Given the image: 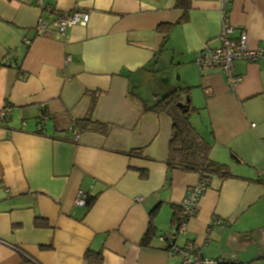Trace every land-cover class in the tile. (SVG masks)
Wrapping results in <instances>:
<instances>
[{"label": "crops", "instance_id": "1", "mask_svg": "<svg viewBox=\"0 0 264 264\" xmlns=\"http://www.w3.org/2000/svg\"><path fill=\"white\" fill-rule=\"evenodd\" d=\"M224 5L190 0L182 20L176 0H0V109L9 110L0 123V264H175L161 236L174 234L172 206L200 177L169 169L172 120L145 103L177 89H187L181 101L210 157L234 174L212 178L177 241L193 240L207 258L264 264V61L234 62L243 78L235 91L221 69L195 62L219 45ZM76 6L89 13L86 25L36 32L39 18ZM227 13L234 36L245 30L250 45H264V0H228ZM163 23L174 26L162 32ZM86 117L109 132L83 128ZM80 190L86 206L75 202Z\"/></svg>", "mask_w": 264, "mask_h": 264}, {"label": "built area", "instance_id": "2", "mask_svg": "<svg viewBox=\"0 0 264 264\" xmlns=\"http://www.w3.org/2000/svg\"><path fill=\"white\" fill-rule=\"evenodd\" d=\"M225 9L222 13V25L218 36L219 45L215 47H207L197 53L195 62L201 71L219 68L227 76L228 85L232 90H236L243 78L235 76L232 73V68L236 60H246L251 63L264 61V45L252 46L249 42L248 33L241 30L238 36H234L236 28L230 23L227 13L228 0H223ZM41 6L44 7L42 2ZM51 10V7H46ZM90 19L88 12L74 7L70 11L58 13L54 19L39 18L35 30L38 34H45L50 29H55L59 36L66 34L67 30L76 25H86ZM29 42V39H26ZM9 110L7 108L0 109V123L5 120ZM47 117L41 114L39 122ZM41 129V126H39ZM72 140L79 139V131L72 127ZM207 187L204 182L199 181L198 184L187 188V193L180 203L181 212L179 214L178 235H185L188 232V223L191 218L197 215V208L201 196L206 191ZM142 200V197H138ZM76 204L79 206L87 205V195L80 190L76 197ZM218 223V222H217ZM173 236L165 234L161 236V240L171 245L170 254L177 259L175 264H220L224 259L204 258L201 251L193 241H187L181 245L176 241H172Z\"/></svg>", "mask_w": 264, "mask_h": 264}, {"label": "trees", "instance_id": "3", "mask_svg": "<svg viewBox=\"0 0 264 264\" xmlns=\"http://www.w3.org/2000/svg\"><path fill=\"white\" fill-rule=\"evenodd\" d=\"M176 7L182 8L184 10L186 15L182 18V20H185L187 16V12L190 9V0H176ZM173 26H174L173 24L163 23L158 26V29L162 32L163 31L168 32L172 29ZM183 92L186 93L187 89L173 90L172 92L165 95L162 99H160L158 102H156L153 105H147L145 103V109L147 111H153V112H164L172 120V133L168 145V156H167L169 169L170 170L181 169L185 171L196 172L199 174L200 177L199 181L204 182V184L208 188L210 186V182L213 177L228 178V177H233L234 174L230 171L227 164L219 163L210 157V148H211L210 144L198 133V131L192 126V124L188 119V114L190 112V103H189L190 101L188 100V102H186L183 107L179 106L180 103H183L181 101V95L183 94ZM94 104L95 101L93 102L91 108H93ZM79 121H78L79 124L83 128H88L105 135L109 132L111 128L110 124L91 120L90 117L83 118ZM133 150L136 151L140 149H133ZM259 182L264 184V178H259ZM172 207L174 209V213L172 215V225L175 229V232L174 234H169V235L173 236V238L171 237L172 241H176L178 236H184V235H178L177 232L181 207L180 205L179 206L173 205ZM159 208L160 205L153 208L150 212V225L141 241V243L144 246L149 245L152 238L155 236L156 226L154 223V218L158 214ZM217 222L218 224H220L219 221ZM187 241H193V240H187ZM196 246L198 247L197 244ZM165 249L167 251H170L171 245L169 243H166ZM91 255L89 254V258L91 257ZM202 256L204 258H207L203 254ZM220 258L224 259L220 264H244L236 259L225 256L217 257L215 259H220ZM101 261L102 258L100 257L96 261V264H100ZM245 264H251V263H245Z\"/></svg>", "mask_w": 264, "mask_h": 264}, {"label": "rangeland", "instance_id": "4", "mask_svg": "<svg viewBox=\"0 0 264 264\" xmlns=\"http://www.w3.org/2000/svg\"><path fill=\"white\" fill-rule=\"evenodd\" d=\"M163 74H164V72H162V73H158V77L163 76ZM171 76H172V75H171ZM198 183H199V181H198ZM198 183H196V184H198ZM196 184H194V185H196ZM191 186H193V185H191ZM189 187H190V186H189ZM205 192H206V191H205ZM205 192H204V193H205ZM204 193H203V195H204ZM203 195L201 196V198L203 197ZM200 201H201V199H200ZM200 201H199V203H200ZM197 210H198V211H197V215H198V212H199V204H198V208H197ZM197 215H196V216H197Z\"/></svg>", "mask_w": 264, "mask_h": 264}, {"label": "water", "instance_id": "5", "mask_svg": "<svg viewBox=\"0 0 264 264\" xmlns=\"http://www.w3.org/2000/svg\"><path fill=\"white\" fill-rule=\"evenodd\" d=\"M179 106L183 107L184 106V103H180Z\"/></svg>", "mask_w": 264, "mask_h": 264}]
</instances>
